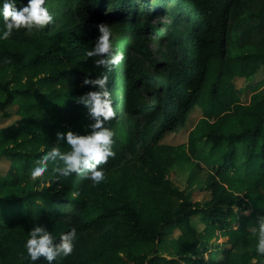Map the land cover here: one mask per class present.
Wrapping results in <instances>:
<instances>
[{"label": "trees", "instance_id": "1", "mask_svg": "<svg viewBox=\"0 0 264 264\" xmlns=\"http://www.w3.org/2000/svg\"><path fill=\"white\" fill-rule=\"evenodd\" d=\"M45 6L53 23L0 40V114L8 118L17 106L20 116L0 128V161L8 165L0 171V264H47L32 262L25 248L37 225L57 241L77 231L73 252L53 264H264L257 251L237 252L264 217V0H46ZM100 23L110 26L114 49L124 53L108 84L116 115L106 126L115 133L116 155L102 165L99 184L76 174L57 180L51 162L32 178L36 158L56 144L58 132L86 133L87 110L76 101L90 90L85 76L105 71L86 55ZM165 38L168 51H154L151 45ZM237 80L246 82L243 89ZM197 109L186 143L163 142L181 134ZM200 153L211 194L205 202L171 180L176 163ZM197 218L204 230L194 225ZM172 227L181 231L179 257L169 259L158 253ZM220 237L227 241L211 243Z\"/></svg>", "mask_w": 264, "mask_h": 264}, {"label": "clouds", "instance_id": "2", "mask_svg": "<svg viewBox=\"0 0 264 264\" xmlns=\"http://www.w3.org/2000/svg\"><path fill=\"white\" fill-rule=\"evenodd\" d=\"M20 0H0V18L3 27L0 28V40H7L13 30H25V35H31L53 23L54 14L45 6L46 0H27L26 4L17 7ZM100 35L96 38L94 47L87 51L90 58L95 57L94 63L105 69L99 76H85L84 86L90 90L77 98V103L87 110L89 122L85 125L86 133L81 134L69 130L58 132L54 146L43 151L36 158L30 169L32 178L42 177L49 170L57 180L66 179L76 174L93 183L99 184L105 179V169L102 165L108 163L113 151L115 135L113 129L106 126L115 115L112 92L109 89V73L114 66H119L124 59V53L113 47L112 31L108 24L98 25ZM253 232L258 236L256 251L264 256V217L260 218ZM77 231L75 228L60 234L59 240L46 227L37 225L28 233L25 242L28 257L32 262L44 258L47 264H53L59 256L70 255L75 247Z\"/></svg>", "mask_w": 264, "mask_h": 264}, {"label": "rangeland", "instance_id": "3", "mask_svg": "<svg viewBox=\"0 0 264 264\" xmlns=\"http://www.w3.org/2000/svg\"><path fill=\"white\" fill-rule=\"evenodd\" d=\"M161 23L169 24L170 21L167 18L161 17L159 18ZM154 51H158L162 49L163 51H168V43L165 38L163 40V44L161 45L159 41L154 42L151 45ZM263 77V73L257 75V79L260 80ZM246 85L244 80H237L236 86L240 89H243ZM264 88V87H263ZM262 88V89H263ZM261 89V88H260ZM262 93L264 92L261 91ZM252 91H246L242 94V100L248 102L250 100ZM264 94V93H263ZM18 107H10L8 109L11 114L10 117H4L0 114V128L8 127L16 124L20 120V116L17 114ZM201 112L199 109L194 110L190 116L187 127L182 131L181 134H173L171 136H167L163 142L171 143L173 145H180L187 142V134L188 131L191 130L196 124L197 120L200 118ZM8 169V165L4 161H0V171H6ZM207 164L203 160V154L200 153L198 157L192 162H178L171 169V180L174 184L179 188L184 190L195 202H205L208 201L211 197L209 191L205 190L206 187V178L208 174ZM194 225L198 227L200 230L205 229V225L202 223L200 219H194ZM164 240L159 246V255L163 257L177 258L179 257L178 251V238L181 235L180 228L172 227L165 230ZM226 238L214 239L211 241L213 245L223 244L226 242ZM258 243V236L253 232V234L246 239L242 245L237 249V252H253L256 251V245ZM223 248V247H222ZM221 248V249H222ZM220 249V248H219ZM210 254H217V251L212 250ZM217 258V256H216ZM205 259H209L208 254H205Z\"/></svg>", "mask_w": 264, "mask_h": 264}]
</instances>
